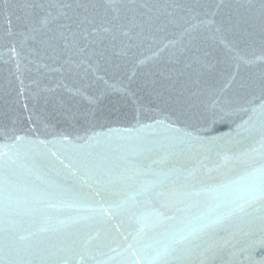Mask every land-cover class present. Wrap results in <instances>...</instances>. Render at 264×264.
Listing matches in <instances>:
<instances>
[{"label": "water", "instance_id": "1", "mask_svg": "<svg viewBox=\"0 0 264 264\" xmlns=\"http://www.w3.org/2000/svg\"><path fill=\"white\" fill-rule=\"evenodd\" d=\"M173 2L150 0L149 6L166 10V15L177 7ZM179 7L216 11L214 19L222 25L223 42L206 39L205 32L193 33L200 47L211 52V70L185 68L188 57L181 54L180 33L189 17L179 9L177 16L182 19L178 23L167 24L160 15L151 33L137 40L124 56L94 62L91 69L38 70V63L48 61L36 56L25 35L28 21L23 0H0V144H12L16 136L24 137L17 149V172H31L33 183L47 186L50 192L63 188L78 194L53 198L51 206L39 205L41 220L96 215L79 210V197L88 198L96 202L90 205L92 209L99 206L105 210L108 223L103 225L106 232L101 233V240L106 243V235L119 234L125 244L131 243L126 239L129 233L138 234L147 243L160 233L178 236L211 221L217 226L214 233H209L211 238L197 241L205 244L170 264H264V223L258 211L261 204L257 200L249 205L247 193L248 183L258 181V170L264 163V135L260 132L264 117L259 108L264 104L261 5L259 0H224L219 5L214 0H180ZM183 39L187 42V37ZM56 99L63 100L77 118L68 121L54 111ZM130 129L131 135H126ZM187 132L211 143L191 137L175 142V137ZM61 134H70L73 139L93 138L92 147L81 150V158L91 152L90 175L69 164V160H76L77 153L62 142ZM145 139L169 147L175 155L165 156L163 151L140 153L137 144ZM143 163L149 167H139ZM161 170H174L169 179L178 175L184 191L199 194H192L177 206L172 200L157 198L155 193L144 194ZM123 176L133 179L125 182ZM37 177L45 184L36 181ZM136 193L142 194L140 199H126ZM37 199L33 192L20 189L17 211L29 230H34L27 221L35 213ZM69 201L75 207L69 206ZM241 206L243 211L236 212ZM152 212L162 215H147ZM145 215L153 227L139 233L138 220ZM164 216L170 219L164 221ZM85 227L74 225L69 232ZM188 246L187 241L177 245ZM209 248L223 250L217 251L214 262ZM54 260L49 257L45 264Z\"/></svg>", "mask_w": 264, "mask_h": 264}, {"label": "snow or ice", "instance_id": "2", "mask_svg": "<svg viewBox=\"0 0 264 264\" xmlns=\"http://www.w3.org/2000/svg\"><path fill=\"white\" fill-rule=\"evenodd\" d=\"M179 2L180 0H175L173 3H176L177 7L172 11H167L165 15L166 10H154L150 7V0H23L24 13L28 21L25 25V35L36 56L40 60L48 61L38 63V70L71 72L84 66L91 69L94 62L98 63L100 60H108L109 57L126 55L137 40H142L146 38V34L151 33L152 26L158 23L160 15L165 17L167 24L178 23L182 19L177 16L178 11L176 10L179 9L189 17L184 21V27L180 33L181 54L188 57L185 68L196 66L199 71L211 70L213 67L209 59L211 52L200 47L193 33L205 32L207 33L206 39L219 38L223 42L222 25L214 19L217 13L205 8L182 9L179 7ZM214 2L219 5L224 0H214ZM259 2L262 22H264V0H259ZM184 37H187V42L183 39ZM174 43L170 42V44ZM13 51L15 52V49ZM16 55L19 58V53ZM17 67L20 65L18 64ZM76 92L78 93L79 90ZM259 108L261 116L264 117V104H260ZM53 109L68 121L77 118L76 114L66 107L61 99L54 100ZM211 120L214 123L215 117ZM144 127L150 126L145 125ZM132 131L131 129L126 130L125 134L131 135ZM260 132L264 135V119L261 120ZM185 137H191L206 144L211 143L210 140L201 139L191 132L183 133L174 139L175 142L182 143ZM24 139V137L16 136L12 144H0V264H33L34 261L36 264H45L49 257L55 258L53 264H170V261L178 260L187 251L199 250L205 243L201 245L196 242L204 240L205 237L208 241L211 238L209 233H214L216 230L217 226L213 222L205 221L178 236L167 232L160 233L147 243L141 240L138 234L133 233H129L126 237L131 243L125 244L119 238V234L106 235L104 239L107 242L105 243L101 240V233L106 232L103 225L108 223L104 217L105 210L99 206L92 209L90 205L96 202L84 197H79L77 201L82 205L79 210L87 209L88 212H95L96 215L75 216L55 221L41 220L39 205L51 206L50 201L53 198L62 199L69 195L76 197L78 194L69 193L63 188L59 189V192H50L47 186L41 187L33 183L31 172L27 175L17 172L16 165L19 155L17 149ZM61 140L77 153L76 160H69V164L73 168H78L84 175H90L91 168L88 161L91 152L81 158V150L92 147L90 141L93 138L85 139L77 136L73 139L70 134H61ZM74 140L83 141V143H74ZM153 146L157 149L156 151H153ZM137 148L140 153L163 151L165 156L175 155L169 147H164L152 140L145 139L139 142ZM52 156H56V153H52ZM163 159L162 157L161 161ZM261 160L264 161V148H262ZM59 163L64 169H68V165H65L63 161ZM139 167L148 168L149 165L143 163ZM172 171L174 170L157 172L155 174L157 180L150 188L145 189L144 194L155 193L157 198L172 200L176 206L182 204L192 194H199L184 191L185 185L179 183L178 175L174 179H169ZM258 171V181L253 180L248 183V204L260 201L259 218L264 223V163ZM123 178L125 182L133 179L127 176ZM240 179L244 180L246 177ZM36 181L45 184L39 177ZM165 181L171 182L172 186L168 187ZM29 185L31 188L27 187ZM22 187L38 197L35 201L37 205L35 213L27 221L34 230L25 228L26 221L17 211L18 195ZM157 188L161 191L156 192ZM141 195V193H136L126 199L138 200ZM69 206L75 207L71 201H69ZM235 211H243V206ZM147 215L159 217L162 214L152 212ZM147 215L138 220L139 233H147L150 227H153L148 224ZM168 219L170 217H163L164 221ZM74 225L86 227L70 233L69 229ZM185 241L189 245L187 248L177 247ZM105 248L107 251L104 250ZM5 250L7 260H5ZM217 251L222 252L223 250L208 249V252L212 253L213 262Z\"/></svg>", "mask_w": 264, "mask_h": 264}]
</instances>
